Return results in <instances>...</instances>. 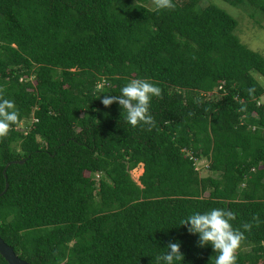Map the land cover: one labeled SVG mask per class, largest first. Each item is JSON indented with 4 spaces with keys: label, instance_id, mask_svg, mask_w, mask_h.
<instances>
[{
    "label": "trees",
    "instance_id": "16d2710c",
    "mask_svg": "<svg viewBox=\"0 0 264 264\" xmlns=\"http://www.w3.org/2000/svg\"><path fill=\"white\" fill-rule=\"evenodd\" d=\"M238 26L202 0H0V236L21 259L264 264V57Z\"/></svg>",
    "mask_w": 264,
    "mask_h": 264
},
{
    "label": "rangeland",
    "instance_id": "374dc122",
    "mask_svg": "<svg viewBox=\"0 0 264 264\" xmlns=\"http://www.w3.org/2000/svg\"><path fill=\"white\" fill-rule=\"evenodd\" d=\"M153 3L154 2H152V4ZM202 4L203 6L216 5L233 16L239 23V26L236 30V35L239 37L241 42L248 46L251 50L258 52L264 57L263 14L257 12L254 8L248 5L235 7L224 2L223 0H202ZM255 77L264 86V79L258 74H255ZM208 164V161L205 159L197 162V169L201 173V176L209 175V172L207 171ZM140 168H143V165H140L137 169L131 171L133 179L138 184L139 178L143 174V172H140Z\"/></svg>",
    "mask_w": 264,
    "mask_h": 264
},
{
    "label": "water",
    "instance_id": "95a60500",
    "mask_svg": "<svg viewBox=\"0 0 264 264\" xmlns=\"http://www.w3.org/2000/svg\"><path fill=\"white\" fill-rule=\"evenodd\" d=\"M21 164L24 161L20 162ZM8 167V166H7ZM6 172V170L4 171ZM8 184L6 185V190L8 189ZM3 195V194H1ZM0 254L9 264H30L27 261L21 259L10 245H8L5 240L0 236Z\"/></svg>",
    "mask_w": 264,
    "mask_h": 264
},
{
    "label": "bare ground",
    "instance_id": "6f19581e",
    "mask_svg": "<svg viewBox=\"0 0 264 264\" xmlns=\"http://www.w3.org/2000/svg\"><path fill=\"white\" fill-rule=\"evenodd\" d=\"M140 172H143V170H141Z\"/></svg>",
    "mask_w": 264,
    "mask_h": 264
}]
</instances>
